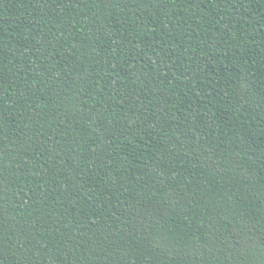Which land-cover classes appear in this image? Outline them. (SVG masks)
I'll list each match as a JSON object with an SVG mask.
<instances>
[{"label":"trees","instance_id":"trees-1","mask_svg":"<svg viewBox=\"0 0 264 264\" xmlns=\"http://www.w3.org/2000/svg\"><path fill=\"white\" fill-rule=\"evenodd\" d=\"M0 264H264V0H0Z\"/></svg>","mask_w":264,"mask_h":264}]
</instances>
